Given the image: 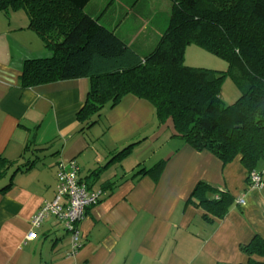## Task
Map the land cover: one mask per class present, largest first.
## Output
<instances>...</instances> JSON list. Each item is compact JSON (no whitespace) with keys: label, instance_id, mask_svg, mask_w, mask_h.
<instances>
[{"label":"crops","instance_id":"crops-1","mask_svg":"<svg viewBox=\"0 0 264 264\" xmlns=\"http://www.w3.org/2000/svg\"><path fill=\"white\" fill-rule=\"evenodd\" d=\"M156 16L143 15V32ZM29 24L26 12L0 13V154L21 165L36 161L15 174L7 191L0 184V264H245L242 247L256 236L264 238V198L251 188L240 158L224 165L175 134L161 133L166 125L158 122L155 107L133 95L106 109L100 124L82 130L77 115L88 98V79L21 87L25 62L51 56ZM123 28L118 32L126 36ZM164 29L148 37L136 32L137 38L148 40L149 51ZM137 142L129 156L107 165ZM47 144L48 149L38 150ZM131 156L135 166L126 169ZM61 161H75L80 180L93 183L91 190L115 184L86 210L79 225L83 246L72 256L71 237L61 221L52 216L40 228L33 226L34 217L55 199ZM165 161L159 177H133L139 167ZM97 168L102 172L96 178ZM199 183L234 198L223 219H205L202 209L186 205ZM31 232L37 238L27 241Z\"/></svg>","mask_w":264,"mask_h":264},{"label":"trees","instance_id":"trees-1","mask_svg":"<svg viewBox=\"0 0 264 264\" xmlns=\"http://www.w3.org/2000/svg\"><path fill=\"white\" fill-rule=\"evenodd\" d=\"M118 1L120 14L107 15L114 1L104 0L109 7L100 10L94 0H0V13L24 10L29 15V28L51 53L25 62L21 87L88 79V98L77 115L82 130L100 124L105 110L127 95L146 100L155 107L160 124H174L175 136L184 144L211 153L224 165L240 158L248 182L255 172L264 184V0H170L171 15L149 51L148 40L136 34L147 27L140 22L147 5L143 0ZM122 24L126 36L118 32ZM192 45L227 62L228 70L187 66L185 51ZM226 76L241 94L229 106L221 97ZM139 144L113 155L107 165L129 156ZM166 162L139 167L133 177H159ZM31 164L21 165L0 154L1 191L10 189L15 174ZM100 172L102 168H97L92 175L97 178ZM110 182L102 191L113 190ZM234 202L228 193L199 183L186 205L202 209L205 219L220 220ZM242 250L248 256L245 264H264V238L254 237Z\"/></svg>","mask_w":264,"mask_h":264},{"label":"built area","instance_id":"built-area-1","mask_svg":"<svg viewBox=\"0 0 264 264\" xmlns=\"http://www.w3.org/2000/svg\"><path fill=\"white\" fill-rule=\"evenodd\" d=\"M79 172L80 168L75 161L59 163L55 199L47 203L33 220L35 228H40L45 220L52 216L61 221L71 237L69 256L75 255L83 246L79 225L86 215V210L98 205L105 196L102 190L89 189L88 185L80 180ZM250 185L253 190H262L264 188L262 177L255 172L251 173ZM238 202L244 205V197ZM36 238L37 234L31 232L27 241H34Z\"/></svg>","mask_w":264,"mask_h":264},{"label":"rangeland","instance_id":"rangeland-1","mask_svg":"<svg viewBox=\"0 0 264 264\" xmlns=\"http://www.w3.org/2000/svg\"><path fill=\"white\" fill-rule=\"evenodd\" d=\"M114 1L112 3V6H108L105 4L104 0H94L93 6L96 8H100V10L104 8L109 9V13L107 15H110L114 13V11L118 12L117 14H120V11H117L118 8V0H110ZM144 3L147 5V8H145V15H157L156 19H153L152 24L150 27L143 32L142 35L145 37L157 35L160 32L161 28L165 27V24L167 22V19L171 15V1L170 0H143ZM116 7V8H115ZM116 9V10H115ZM107 10V9H106ZM105 10V12H106ZM103 13V15L105 14ZM12 15H24V10H20L17 12H11ZM139 15V14H137ZM142 25H146L147 19L142 18L140 20ZM144 22V23H143ZM185 64L189 67L193 68H204V69H210V70H216L219 72H225L228 70V64L227 62L223 61L222 59L214 56L213 54L207 52L206 50L199 48L197 46H189L185 51ZM240 91L238 86L235 84V82L229 77L226 76V78L222 82V101L225 106L232 105L237 101V99L240 97ZM164 126L163 132H165L168 137L175 138V128L174 124L171 121H167L166 123H163ZM134 156H131V160H128L125 164L126 169L133 168L135 165L133 164V158ZM55 158V157H54ZM259 193L261 197L264 198V190H256Z\"/></svg>","mask_w":264,"mask_h":264}]
</instances>
